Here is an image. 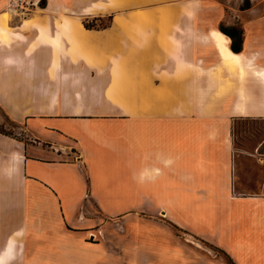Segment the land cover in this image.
<instances>
[{
    "label": "crops",
    "instance_id": "0c3cea01",
    "mask_svg": "<svg viewBox=\"0 0 264 264\" xmlns=\"http://www.w3.org/2000/svg\"><path fill=\"white\" fill-rule=\"evenodd\" d=\"M36 1L8 21L12 42L0 38V103L38 140L0 132V264H98L108 252L95 250L101 242L125 253V264H264V193L240 192L231 141L233 116L264 117V62L246 52L250 44L264 49V16L246 28L239 53L253 61L233 63L241 76V67L257 64L253 99L239 93L237 103L214 106L208 92L198 99L196 71L183 73L194 61L141 57L153 40L166 49L177 15L143 5L183 0ZM105 16H113L108 27L85 26ZM98 171L109 196L131 201L128 209L165 213L163 223L139 222L166 233L88 237L101 219L81 211L113 208ZM202 207L212 211L210 224L180 216ZM54 210L60 216L48 214ZM172 224L218 252L183 243ZM119 238L144 250L124 251Z\"/></svg>",
    "mask_w": 264,
    "mask_h": 264
},
{
    "label": "rangeland",
    "instance_id": "374dc122",
    "mask_svg": "<svg viewBox=\"0 0 264 264\" xmlns=\"http://www.w3.org/2000/svg\"><path fill=\"white\" fill-rule=\"evenodd\" d=\"M11 4L12 0H0V31L5 25L4 13H8V21L10 20L11 22L14 17L26 11L16 8ZM39 6L40 4L32 6L30 12ZM143 6L145 8H159L166 11L175 10L177 12L176 17L173 19V22L175 21L174 26L172 25L174 27L173 31L167 30L165 34L166 49H160L162 42L153 40L149 44L150 47L142 53L141 57L143 59L155 61L159 54V59L162 57L163 61H194L192 66L187 65L186 67H182L183 73H186L188 69L196 71L197 89L199 91L198 99L205 100V92H208L209 101L213 102L214 106H220L223 102L230 104V106L237 103L239 93L240 97L246 101L253 99L254 75L255 68H257L255 61L254 65L246 66V71L241 76L240 70L236 66H233V63L237 62L225 61L229 67L222 63L223 60L220 53L216 45H214L213 40L209 37V34L212 29L216 28L220 30L221 27H233L234 24L239 27H244L243 25L245 24L247 25L246 28H249L248 31H252L254 29V25L252 24L254 18L259 19L260 16H264V0H183L180 2L145 3ZM87 20L93 27H105L111 24L113 16ZM246 28L244 31L248 34L249 32H247ZM150 37L151 33L147 31L143 33L144 46H146V42ZM170 42L175 43L179 48L171 50L169 48L171 47ZM251 45L246 52L251 55L254 54L258 62H264V49L255 51ZM134 57L138 58V53ZM244 61L247 60L244 59ZM183 92H187V90L185 89ZM263 94L261 92L262 96ZM231 127L236 184L239 185V190L243 194H249L247 192L264 193V117L233 116ZM0 132L12 136L17 135L19 139L27 143L37 140L28 135L27 130L24 128V120L20 121L14 118L13 115L5 110L1 103ZM95 163H98V161H95ZM101 175L102 173L98 171L94 174V178L96 177V180L102 186L101 192H99L102 194L103 200L105 203L107 202L106 204L113 207L112 211H110L112 213L107 215L104 210L93 211L91 209L84 212L81 211L80 218L94 216L101 219L100 225L85 229L84 232H86L88 237H92L93 231L99 232L102 235L107 232L120 235L133 232L139 235L166 233L165 230L154 224L139 222L140 220H155L163 223L166 220L165 213L153 210L128 209L131 201L123 200L120 202V199L115 200V197L109 196L107 187L102 182L103 175ZM260 184H262L261 188H259ZM88 192L92 194L93 189ZM114 207H117V211H113L115 210ZM179 213L180 216L189 217V219L199 224H210L213 219L212 211L206 207L191 209L190 211H179ZM48 214L53 218L60 216V212L57 210L52 211L51 214L48 212ZM170 226L172 229L171 233L175 234L183 243L202 250L218 252V247L210 242H205L202 238L192 234L188 229L181 228L175 224ZM92 238L95 237L93 236ZM140 243H128L121 238L117 241L119 246L125 247L124 251H126L128 245H133L135 250H144ZM98 249L108 251L105 258L100 259L98 264H106V261L108 264H125V253L115 255L106 250L104 242H101V245L96 247L95 250Z\"/></svg>",
    "mask_w": 264,
    "mask_h": 264
},
{
    "label": "bare ground",
    "instance_id": "6f19581e",
    "mask_svg": "<svg viewBox=\"0 0 264 264\" xmlns=\"http://www.w3.org/2000/svg\"><path fill=\"white\" fill-rule=\"evenodd\" d=\"M8 16L9 15L7 12L4 13L5 25H4V28H2V30L0 31V38L4 43L10 44V42H12L11 40L13 38V32L8 24ZM209 37L213 40L214 45H216L217 50L219 51L220 56L223 61L238 62V61H244V59H246L247 61H253V59H247L245 55L239 54L233 51L230 47L231 38L228 35H226L223 31L216 29V28L212 29L209 34ZM60 43L62 42L60 41ZM241 73L242 74L245 73V70L243 67H241Z\"/></svg>",
    "mask_w": 264,
    "mask_h": 264
},
{
    "label": "trees",
    "instance_id": "16d2710c",
    "mask_svg": "<svg viewBox=\"0 0 264 264\" xmlns=\"http://www.w3.org/2000/svg\"><path fill=\"white\" fill-rule=\"evenodd\" d=\"M112 17V16H110ZM85 26L87 28H96L93 27L88 20H85ZM108 26L105 27H98V28H106ZM221 31H223L226 35H228L231 39H232V43L230 45L231 49L233 51H235L236 53H240L243 51V42H244V35L243 33L240 32H233V31H229L227 29L224 28H220Z\"/></svg>",
    "mask_w": 264,
    "mask_h": 264
},
{
    "label": "built area",
    "instance_id": "2783aa9c",
    "mask_svg": "<svg viewBox=\"0 0 264 264\" xmlns=\"http://www.w3.org/2000/svg\"><path fill=\"white\" fill-rule=\"evenodd\" d=\"M39 1L36 0H12V4L14 7L19 8L21 10H30L32 6L38 5Z\"/></svg>",
    "mask_w": 264,
    "mask_h": 264
},
{
    "label": "flooded vegetation",
    "instance_id": "af4514ba",
    "mask_svg": "<svg viewBox=\"0 0 264 264\" xmlns=\"http://www.w3.org/2000/svg\"><path fill=\"white\" fill-rule=\"evenodd\" d=\"M243 26H244V27H241V26L239 27L238 25H235V24H234L233 27H221V28L227 29V30H229V31H233V32H235V33L241 31V32L243 33V35H244V33H245L244 30H245V28H246L247 25L244 24Z\"/></svg>",
    "mask_w": 264,
    "mask_h": 264
}]
</instances>
